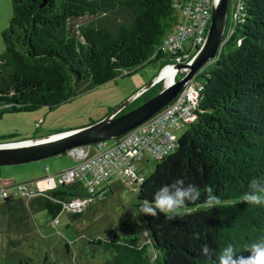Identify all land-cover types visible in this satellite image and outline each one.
<instances>
[{
	"label": "trees",
	"instance_id": "16d2710c",
	"mask_svg": "<svg viewBox=\"0 0 264 264\" xmlns=\"http://www.w3.org/2000/svg\"><path fill=\"white\" fill-rule=\"evenodd\" d=\"M238 1L242 9L237 17L230 2L218 54L194 77L201 88L195 120L184 125L187 129L174 150L156 160L152 173L142 174L144 180L135 187L136 198L129 209L131 221L121 217L116 224L118 240L85 238L87 260L92 264H211L226 244L248 256L246 246L264 237V206L241 200L253 179L264 183V0ZM185 3L12 0L13 14L2 32L0 118L8 113L53 110L154 61L164 59L163 67L174 62L176 56L165 54L161 47L178 25L180 6ZM163 86L157 83L134 103L141 105ZM145 160L152 159L138 162ZM190 185L200 192L195 201L184 198L190 211L171 219L159 211L155 216L140 211V204L151 201L162 187L174 192ZM121 187L124 182L104 185L94 193L83 181H76L31 199L0 200V226L8 237L6 257L0 264H33L17 250L24 246L20 236L34 233L35 214L46 211L53 222L71 201L110 197ZM209 188L220 205L205 206ZM84 210L68 211L70 222L81 219ZM71 223L66 229L73 230ZM139 229L147 234V241H142ZM71 246L66 242L64 250L70 252ZM50 258L45 254L42 263L58 264Z\"/></svg>",
	"mask_w": 264,
	"mask_h": 264
},
{
	"label": "rangeland",
	"instance_id": "374dc122",
	"mask_svg": "<svg viewBox=\"0 0 264 264\" xmlns=\"http://www.w3.org/2000/svg\"><path fill=\"white\" fill-rule=\"evenodd\" d=\"M12 0H0V54L4 51L2 32L8 27L12 17ZM181 13L180 20H183ZM164 59L149 63L130 76L119 77L113 81L100 85L84 92L71 101L65 102L53 110L42 108L33 112L8 113L0 118V142L23 141L46 137L54 133L65 132L87 126L105 118L114 108L124 103L133 94L146 87L161 71ZM185 73L181 71L178 73ZM166 84L165 81H161ZM133 102L128 110L136 108ZM187 126H182L174 131L180 138ZM156 160L150 162H137V173L149 176L156 165ZM77 161L70 155L52 157L37 162L0 167V182L2 186L18 183H27L43 178L48 174L58 173L75 167ZM136 198L135 187L130 181L124 182V187L116 189L110 197L103 195L97 197L87 205L84 216L77 222L71 223L68 210L58 216L59 225L52 222L51 216L46 211H41L33 216L34 233L22 234L23 241L17 252L30 257L33 264H43L45 254L50 260L58 264H92L88 261V249L85 238L106 237L112 241L118 240L116 226L121 217L131 221L132 204ZM126 208V209H125ZM71 223L73 230L66 229ZM142 241H147V234L138 230ZM19 239V237H14ZM72 244L70 252L64 250L65 243ZM82 246L80 247V244ZM8 237L5 227L0 226V261L6 255ZM18 258L20 254H13ZM58 259V260H57Z\"/></svg>",
	"mask_w": 264,
	"mask_h": 264
},
{
	"label": "built area",
	"instance_id": "2783aa9c",
	"mask_svg": "<svg viewBox=\"0 0 264 264\" xmlns=\"http://www.w3.org/2000/svg\"><path fill=\"white\" fill-rule=\"evenodd\" d=\"M231 2L234 17H237L242 6L238 0ZM211 6L212 0H186L180 6L183 20L179 19L161 47L165 54L176 57L174 62L162 68L163 71L175 64L189 62L203 47L212 18ZM200 91L193 79L175 100L128 133L72 150L68 155L77 161L75 167L27 183L2 186L0 182V200L10 197L31 199L76 181H83L94 193L104 185L118 182L131 181L138 188L144 176L137 173L136 163L145 158L160 160L174 150L178 142L174 131L195 120ZM91 201L92 198L75 199L65 208L70 212H81ZM58 223V220L54 221L55 225Z\"/></svg>",
	"mask_w": 264,
	"mask_h": 264
},
{
	"label": "water",
	"instance_id": "95a60500",
	"mask_svg": "<svg viewBox=\"0 0 264 264\" xmlns=\"http://www.w3.org/2000/svg\"><path fill=\"white\" fill-rule=\"evenodd\" d=\"M230 2L231 0H212V18L203 47L189 62L173 65L177 75L179 72L185 71L184 76L180 79H177L176 76L169 85L164 84L163 89L155 96L138 107L120 114L138 97L161 81L159 77L162 74V69L146 87L133 94L105 118L97 122L46 137L0 142V167L22 165L68 154L79 147L93 146L115 139L148 121L175 100L201 68L216 57L224 41Z\"/></svg>",
	"mask_w": 264,
	"mask_h": 264
},
{
	"label": "clouds",
	"instance_id": "9594fccd",
	"mask_svg": "<svg viewBox=\"0 0 264 264\" xmlns=\"http://www.w3.org/2000/svg\"><path fill=\"white\" fill-rule=\"evenodd\" d=\"M178 183H183L179 180ZM250 190L245 192L241 196V200L247 202L250 205H262L264 206V183L253 179L249 185ZM208 196L205 202L207 208H211L214 205H220L221 200L213 195H210L212 189L209 188ZM192 193L190 196L189 194ZM188 197L191 201L199 199L200 192L198 188L189 186L188 189L183 190L177 188L174 192H170L169 187H162L155 193L154 198L151 201L145 200L140 204L139 208L142 213L157 215V211L167 214L168 218H174L175 215L190 211L185 205L184 198ZM204 252L208 253L209 248L204 247ZM248 256H243L237 253V250L233 244L228 243L221 248L214 258H211V264H264V237L250 242L246 246Z\"/></svg>",
	"mask_w": 264,
	"mask_h": 264
},
{
	"label": "bare ground",
	"instance_id": "6f19581e",
	"mask_svg": "<svg viewBox=\"0 0 264 264\" xmlns=\"http://www.w3.org/2000/svg\"><path fill=\"white\" fill-rule=\"evenodd\" d=\"M176 76L177 71L174 69V67H168L162 72L159 79L165 81V83L169 85Z\"/></svg>",
	"mask_w": 264,
	"mask_h": 264
},
{
	"label": "flooded vegetation",
	"instance_id": "af4514ba",
	"mask_svg": "<svg viewBox=\"0 0 264 264\" xmlns=\"http://www.w3.org/2000/svg\"><path fill=\"white\" fill-rule=\"evenodd\" d=\"M128 111H130V110H128V107H127V108L124 109L120 114L126 113V112H128Z\"/></svg>",
	"mask_w": 264,
	"mask_h": 264
},
{
	"label": "crops",
	"instance_id": "0c3cea01",
	"mask_svg": "<svg viewBox=\"0 0 264 264\" xmlns=\"http://www.w3.org/2000/svg\"><path fill=\"white\" fill-rule=\"evenodd\" d=\"M175 135H176V134H175ZM142 162L148 163L147 160L142 161ZM130 184L133 185V184L131 183V181H130ZM133 186H134V185H133ZM102 189H103V188L101 187L99 190L101 191Z\"/></svg>",
	"mask_w": 264,
	"mask_h": 264
}]
</instances>
